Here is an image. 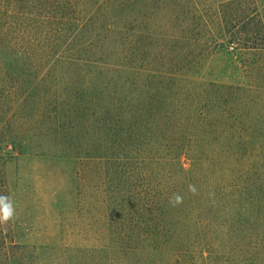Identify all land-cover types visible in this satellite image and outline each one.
I'll use <instances>...</instances> for the list:
<instances>
[{"label": "trees", "instance_id": "obj_1", "mask_svg": "<svg viewBox=\"0 0 264 264\" xmlns=\"http://www.w3.org/2000/svg\"><path fill=\"white\" fill-rule=\"evenodd\" d=\"M193 1L0 0V195L20 150L73 168L0 264H264V0Z\"/></svg>", "mask_w": 264, "mask_h": 264}, {"label": "rangeland", "instance_id": "obj_2", "mask_svg": "<svg viewBox=\"0 0 264 264\" xmlns=\"http://www.w3.org/2000/svg\"><path fill=\"white\" fill-rule=\"evenodd\" d=\"M187 7L217 9L219 2L194 0ZM222 43L223 52L237 60L241 51L238 42L227 36ZM20 152L1 167L5 189L15 207L12 240L20 245H55L60 240L58 201L67 200L71 192L73 168L69 164L33 160L25 150ZM66 203L70 205L71 201L68 199Z\"/></svg>", "mask_w": 264, "mask_h": 264}, {"label": "clouds", "instance_id": "obj_3", "mask_svg": "<svg viewBox=\"0 0 264 264\" xmlns=\"http://www.w3.org/2000/svg\"><path fill=\"white\" fill-rule=\"evenodd\" d=\"M189 191L193 194L197 193V189L194 185H189ZM214 195V193H210ZM183 202V197L174 194L169 200V203L175 207ZM15 217V207L14 202L8 196L0 195V226H7V224L12 221Z\"/></svg>", "mask_w": 264, "mask_h": 264}, {"label": "built area", "instance_id": "obj_4", "mask_svg": "<svg viewBox=\"0 0 264 264\" xmlns=\"http://www.w3.org/2000/svg\"><path fill=\"white\" fill-rule=\"evenodd\" d=\"M231 49H234L233 47H231Z\"/></svg>", "mask_w": 264, "mask_h": 264}]
</instances>
